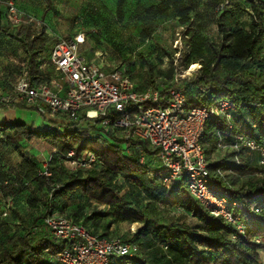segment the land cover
<instances>
[{
	"label": "trees",
	"instance_id": "obj_1",
	"mask_svg": "<svg viewBox=\"0 0 264 264\" xmlns=\"http://www.w3.org/2000/svg\"><path fill=\"white\" fill-rule=\"evenodd\" d=\"M44 2L46 6L41 13L39 27L31 23L10 31L0 24V31L15 42L23 54L19 76L25 69L34 83L47 81L54 75L44 68L47 67V58H43L47 54V46L50 42H58V39L48 38L46 34L45 19L52 6L51 0ZM124 2L126 0H118V6L121 7ZM243 2L250 10L249 30L238 24L232 4L227 0H207L204 3L206 10L216 12L219 36L216 43L197 37L194 15H190L195 12L194 6L177 9L178 24L183 29L180 41L185 51L180 65L182 70L199 61L195 54L199 52L197 46L201 43L210 53L209 59L194 71L191 78L174 82L172 71H169L153 79V66L141 56L144 75L135 80L129 79L135 82L138 89L160 84L183 89L189 103L198 106L230 100L236 105L232 112L234 125L231 135L242 134L264 147V0ZM150 31L144 32V35L149 36ZM162 52L172 64L173 53L165 48ZM79 53L83 54L82 50ZM11 74L7 70L0 77L3 93L10 90ZM23 107L27 106L0 104V110ZM227 130L225 120H207L200 145L212 176L220 169L234 177L227 184L219 177L214 180L222 193H229L231 199L240 202V207L232 208V213L242 225L243 234L222 218L210 215L189 194L183 183L172 182L168 187L162 185L159 176L163 170L155 167V152L150 151L144 141H133L128 148L121 147L123 142L118 138L117 131L106 132L88 123L83 124L81 120L63 124L61 132L54 130L49 133L40 129L34 131L23 123L0 124V143L11 145L15 151L19 152L23 142L34 138H41L58 147L48 164L49 178L38 175L41 162L24 155L18 164L20 176L5 178L4 172H0V206L7 192H23L34 185L32 192L35 199L29 202L32 206L38 202L42 208L29 223L16 210L15 220H7L8 214L1 209L0 220L10 222L15 230L0 239V264H60L51 257L62 248L51 238L43 223L50 211L65 215L100 238L120 237L110 234L112 225L139 224L131 239L127 240L138 245L139 254L131 258H114L110 264H261L264 256V177L256 176L261 170L256 165L259 157L254 156L253 161L244 159L239 166L232 159L234 152L226 151L223 157L215 152L220 134L228 146L233 145L234 139L230 135L225 137ZM101 135L113 143L102 140ZM69 150L74 151L76 158L90 151L98 164L86 170L68 171L63 160ZM142 155L144 163L141 165L138 161ZM119 178L131 184L138 191L135 192L137 196L143 195L144 206L135 197L133 200L136 203L129 200L134 193L120 194L122 186L117 184ZM156 206L181 210L195 217L199 225L190 228L175 222L159 223L149 216ZM252 207L258 213L252 212ZM232 236L235 240L231 239ZM162 246H167V249Z\"/></svg>",
	"mask_w": 264,
	"mask_h": 264
},
{
	"label": "built area",
	"instance_id": "obj_2",
	"mask_svg": "<svg viewBox=\"0 0 264 264\" xmlns=\"http://www.w3.org/2000/svg\"><path fill=\"white\" fill-rule=\"evenodd\" d=\"M6 8L7 21L13 28L19 29L31 23L39 27V22L24 17L13 0L6 3ZM57 39L58 42L43 55L54 75L47 81L34 83L24 69L10 85V90L6 93L0 90V104H24L35 108L42 116L65 118L57 125L46 124L40 129L43 132H61L63 124L81 120L83 124L88 123L106 132L117 131L118 138L127 148L133 141L146 142L148 149L155 152L154 156L163 170L159 176L162 185L168 187L172 182L183 183L189 194L210 215L222 218L243 234L242 225L232 213V208H239L240 202L231 199L229 193H222L214 180L219 177L226 183L234 177L220 169L212 176L200 145L206 121L225 120L228 129L225 137L230 135L234 143L228 146L220 134L215 152L221 157L226 151L234 152L232 159L239 166L244 159L253 161V157L258 156L256 165L261 170L256 176L264 177V147L242 134L231 135L234 125L232 112L236 105L230 100H219L204 106L190 104L183 89L165 84L138 89L124 71L103 70L79 53V46L84 44L82 35L74 40ZM186 72H182L176 82L189 79L194 73L187 75ZM50 159L41 164L39 176L50 177ZM138 163H144L143 155ZM96 164L97 158L90 151L76 158L74 151L69 150L63 160L68 171L90 169ZM251 210L258 213L254 207ZM43 223L51 238L62 248L51 257L60 264H110L114 258H131L140 252L137 244L123 238L91 235L84 226L55 211H50ZM231 239L235 240V236ZM256 242L259 243L258 240ZM162 247L167 249V246Z\"/></svg>",
	"mask_w": 264,
	"mask_h": 264
},
{
	"label": "rangeland",
	"instance_id": "obj_3",
	"mask_svg": "<svg viewBox=\"0 0 264 264\" xmlns=\"http://www.w3.org/2000/svg\"><path fill=\"white\" fill-rule=\"evenodd\" d=\"M9 0H0V24L2 28L12 30V26L7 21L6 3ZM18 10L26 17L33 18L35 22L40 21L41 13L46 4L44 0H13ZM207 0H126L121 7L118 0H51L52 10L45 19L48 38H65L74 40L78 35L84 38V45L79 46V50L87 55L93 63L99 67L109 68L111 71L118 69L124 71L128 78L135 80L138 76L144 75V67L141 63V56L148 59L154 68L153 79L172 71L173 81L186 72L200 68L203 62L209 59L210 53L206 45L201 43L197 46L198 53L195 54L199 61L186 70H182L181 62L185 54L181 45V33L183 29L178 24L176 17L177 9L184 7H195L194 15L195 31L198 38L210 39L215 43L218 41V29L215 21V13L206 10L204 3ZM232 4L235 18L238 24L245 30L250 28V10L243 0H227ZM145 36L144 32H148ZM54 44L50 42L47 52ZM165 48L173 53V63L162 52ZM23 60L17 44L0 31V77L8 70L12 83L19 76ZM45 60V59H44ZM44 62V61H43ZM45 69L52 74L53 69L50 64H46ZM19 71H18V70ZM17 70V71H16ZM193 74V73H192ZM65 118L50 115L42 116L30 107L0 110V124L23 123L27 127L38 131L46 124H59V120ZM102 140L113 142L105 135H101ZM124 147L125 144H120ZM57 145L45 142L41 138H34L29 142H23L20 150L15 151L11 145L0 143V172H4L5 178H16L19 175L18 164L23 155L33 157L39 162H46L51 155L57 151ZM87 152V151H86ZM155 167L161 168L158 159L154 161ZM117 184L122 186L120 194L129 193V198L139 201L144 206L143 195L137 196L138 192L119 178ZM34 185L23 192L9 193L4 196L0 211L3 209L8 214L7 220H15L14 210L22 215L26 222L42 210L40 203L35 202L32 206L29 202L34 200ZM142 193V191H140ZM149 216L162 224L175 222L190 228H196L199 223L197 219L181 210H168L157 207ZM139 228V224H118L112 225V236H120L125 240H130L134 232ZM20 229V227H19ZM15 230V226L10 222L0 220V239L6 238L7 234ZM261 264H264L262 256Z\"/></svg>",
	"mask_w": 264,
	"mask_h": 264
},
{
	"label": "bare ground",
	"instance_id": "obj_4",
	"mask_svg": "<svg viewBox=\"0 0 264 264\" xmlns=\"http://www.w3.org/2000/svg\"><path fill=\"white\" fill-rule=\"evenodd\" d=\"M195 68H196V66H192V70L195 69ZM191 72H192V71H191Z\"/></svg>",
	"mask_w": 264,
	"mask_h": 264
}]
</instances>
